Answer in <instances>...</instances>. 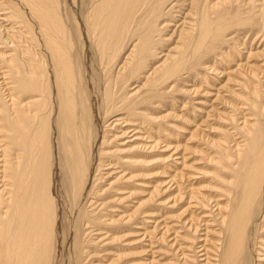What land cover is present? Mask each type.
Instances as JSON below:
<instances>
[{
	"label": "bare ground",
	"instance_id": "6f19581e",
	"mask_svg": "<svg viewBox=\"0 0 264 264\" xmlns=\"http://www.w3.org/2000/svg\"><path fill=\"white\" fill-rule=\"evenodd\" d=\"M133 232L264 264V0H0V264H127Z\"/></svg>",
	"mask_w": 264,
	"mask_h": 264
},
{
	"label": "rangeland",
	"instance_id": "374dc122",
	"mask_svg": "<svg viewBox=\"0 0 264 264\" xmlns=\"http://www.w3.org/2000/svg\"><path fill=\"white\" fill-rule=\"evenodd\" d=\"M223 77L221 76L220 78H218V79H216V81H218L219 82V80H221ZM223 81H225V78H223V80L221 81V82H223ZM217 83V82H216ZM209 85H206V86H204L205 88H207L206 90L209 92V94H208V92H207V94H203V95H201V94H199V95H195L192 99H194V101L192 102L193 103V105H195V110H197L198 108H205L206 106H207V104L209 105V103H211L212 101H213V99H214V92H215V89L214 88H216L215 86L213 87H211V86H209ZM218 86V85H217ZM211 87V88H210ZM212 92V93H211ZM212 94V95H211ZM213 96V97H212ZM200 102H199V101ZM198 101V102H197ZM206 101V102H205ZM206 104V105H205ZM190 108V107H189ZM208 108V107H207ZM206 108V109H207ZM205 110V109H204ZM178 114H181L182 116L181 117H183V115L184 114H182V112H179V110L178 111H176ZM193 112L191 111V109H190V111L188 110V111H185V119L187 118V116L188 117H190L191 119H193L192 118V116L193 115H191L190 116V114H192ZM197 114H198V112H197ZM184 118V117H183ZM202 118H204V117H202ZM175 120H176V123H178L177 125H179L182 129V131L180 132V134L179 135H177V137L175 138V136L173 137V138H175V140L176 141H179V144H178V142H177V144L178 145H180L179 146V149L178 150H180L182 147V145L184 144V142H185V140H186V138L187 137H189V132H190V130H193V127L191 126L193 123H191V125H190V127H189V125H183V123L182 122H180L181 120H184V119H182V118H180V117H176L175 118ZM180 120V121H179ZM185 121V120H184ZM199 122H200V120H199ZM183 127H186V128H183ZM192 127V128H191ZM205 127V126H204ZM187 128H188V130H187ZM206 128V127H205ZM203 129L207 134L209 133V135H213V133L211 134V132H209L208 131V129L206 128V129ZM190 129V130H189ZM187 132H188V134H187ZM213 137V136H212ZM172 138V140L174 141V139ZM193 142V141H192ZM175 142H173V144H174ZM181 143V144H180ZM193 143H191V145H192ZM180 154L182 153V151L181 152H179ZM180 154H178V156L180 155ZM186 156H187V158H186V160H189L188 162L189 163H192V161L193 162H197V164L196 163H192L193 165H195L196 167H201L202 165H203V160L201 161L200 159H198L197 158V155L196 154H193V153H191V152H189L188 151V154L186 153ZM174 157H177L176 155L174 156ZM177 160H178V158H176ZM195 159H197V160H195ZM195 160V161H194ZM199 160H200V163H199ZM202 162V163H201ZM204 166H206V165H204ZM195 173L196 174H198V175H196V178L195 177H193L192 178V180H191V182L193 181H195V182H198V181H200L201 180V178H203V177H201L202 175L199 173V171H195ZM201 177V178H200ZM160 197L162 196L161 194L159 195ZM164 196V195H163ZM162 209H159L158 211H157V213H156V217L155 218H157L156 220L158 221V223H161L162 221H160V220H163V217L162 216H160L161 214L163 215V211H161ZM200 209H198L197 211H199ZM159 212H160V214H159ZM158 215V216H157ZM160 216V217H159ZM163 216H166V215H163ZM155 220V221H156ZM164 220H165V217H164ZM159 228H161V227H159ZM202 232L203 231H201L200 232V234H202ZM134 233V235L135 234H137V233H135V232H133ZM133 233H131V235L130 236H132L131 237V240H132V243H130L131 244V248H129V250H126V251H130L131 252V250H132V248H133V250H132V253H134V255H135V253H137V255H133V257H136V258H131L130 260L131 261H128L127 262V264L130 262H132V263H135V262H144L143 264H146V262L148 261V259H149V261H150V258L151 257H154L155 259H156V262L155 263H157V264H160V263H167L168 262V260H169V258H171V256L169 255V253L168 252H166L165 250H163V249H160V248H165L166 246H165V244L163 245V244H161V243H159V248L157 247L156 249H152V253H149L150 251H149V249H148V247H146V241H147V239H145V240H143V241H140L139 243L137 242V244H136V240L138 241L139 239H140V236L137 234L136 236H134V235H132ZM135 239V240H134ZM131 240L129 241V242H131ZM133 241H135V243L133 242ZM128 243V242H127ZM134 244H136V245H134ZM141 245V246H139V245ZM134 245V246H133ZM133 246V247H132ZM137 246V247H136ZM139 246V247H138ZM136 247V248H135ZM136 250H135V249ZM144 250L143 252L142 251H140V250ZM147 251H146V250ZM159 249V250H158ZM111 252H114V250L112 251V250H110ZM135 251V252H134ZM149 251V252H148ZM111 252H109V250H107V251H101L100 252V254H98V256H105V255H109V254H111ZM142 252V253H141ZM147 252V253H146ZM156 252V253H155ZM140 253H141V255H140ZM105 254V255H104ZM139 254V255H138ZM151 255V256H150ZM100 256V257H101ZM107 258V257H106ZM159 260H160V263H159ZM148 261V262H149ZM137 262V263H138ZM147 262V263H148ZM129 263V264H130ZM138 264H141V263H138Z\"/></svg>",
	"mask_w": 264,
	"mask_h": 264
}]
</instances>
